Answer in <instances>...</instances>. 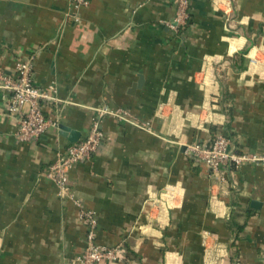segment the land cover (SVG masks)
<instances>
[{"label": "crops", "instance_id": "crops-1", "mask_svg": "<svg viewBox=\"0 0 264 264\" xmlns=\"http://www.w3.org/2000/svg\"><path fill=\"white\" fill-rule=\"evenodd\" d=\"M180 32L174 0H0V65L34 55L46 109L84 139L107 115L98 153L69 172L72 195L48 176L69 143L60 128L16 136L0 90V264H79L87 227L121 250L100 264H264V166H231L221 180L186 145L217 132L238 153H264V0H189ZM81 203V205L78 204Z\"/></svg>", "mask_w": 264, "mask_h": 264}, {"label": "built area", "instance_id": "built-area-1", "mask_svg": "<svg viewBox=\"0 0 264 264\" xmlns=\"http://www.w3.org/2000/svg\"><path fill=\"white\" fill-rule=\"evenodd\" d=\"M91 0H71V12L67 14L74 21H80V9L90 4ZM176 12L172 21L168 22L174 32H180L190 18L189 0H174ZM0 90L5 93L6 112L13 116L18 124L16 136L22 141H36L48 129L60 128L57 117H48L46 109L59 107L63 100L58 95L56 85L40 87L36 84L34 55L16 62L12 71L0 65ZM138 125L134 115L125 108L103 106L96 109L88 135L77 142L69 143L60 151L50 164L47 176L54 181L59 193L71 196L69 181L70 170L78 163L90 160L98 153L107 138L101 127L102 119L107 116ZM186 153L199 162L207 164L210 175L221 180L233 166L246 163L264 166V153H238L231 145V140L221 132H217L211 142H193L186 145ZM79 205L81 203L78 202ZM80 217L87 227L85 247L78 257L79 264H100L102 261H116L120 256L118 246H108L97 241L98 220L95 212L81 209ZM264 262V256H263Z\"/></svg>", "mask_w": 264, "mask_h": 264}, {"label": "water", "instance_id": "water-1", "mask_svg": "<svg viewBox=\"0 0 264 264\" xmlns=\"http://www.w3.org/2000/svg\"><path fill=\"white\" fill-rule=\"evenodd\" d=\"M60 129H61V133L64 135V136H67L69 137V139L72 141V142H77L79 141L80 139V132L77 131V130H74L66 125H60Z\"/></svg>", "mask_w": 264, "mask_h": 264}]
</instances>
